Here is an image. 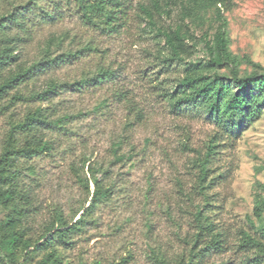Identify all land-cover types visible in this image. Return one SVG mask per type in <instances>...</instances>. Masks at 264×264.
I'll use <instances>...</instances> for the list:
<instances>
[{"label":"rangeland","instance_id":"374dc122","mask_svg":"<svg viewBox=\"0 0 264 264\" xmlns=\"http://www.w3.org/2000/svg\"><path fill=\"white\" fill-rule=\"evenodd\" d=\"M137 1L147 2L132 0L133 5ZM26 2L7 0L0 10L3 5ZM40 3L46 14L25 15L31 34L19 45L18 62L28 66L38 45L62 32L76 36L78 42H90L92 51L38 73L0 99V149L8 130L30 110L47 109L50 121L66 117L60 126L45 130L53 147L49 153L16 163L21 187L30 197L23 221L26 233L39 235L54 211L71 221L87 205L75 169L82 157H89L106 171L109 197L90 209L69 244L58 245L64 262L152 264V251L167 257L188 253L195 233L192 213L202 200L196 189V161L211 146L209 205L204 211L223 242L200 264H264V257L242 240L245 233L264 243V212L260 220L254 216L256 200L264 198V115L237 136L227 137L202 114L176 111L169 105V87L183 68L164 65L162 42L146 30L136 11L115 32L106 34L85 25L71 0ZM231 5L225 14L230 52L264 68V0H232ZM184 23L198 42V51L185 61H200L199 38L204 33L211 37L217 27L213 10ZM16 31L22 36L12 29ZM98 67L108 75L97 86H66L48 100L31 98L49 78L72 83ZM250 70L241 67L243 73ZM118 141L121 147L114 156L112 147ZM5 215L0 210V221Z\"/></svg>","mask_w":264,"mask_h":264},{"label":"trees","instance_id":"16d2710c","mask_svg":"<svg viewBox=\"0 0 264 264\" xmlns=\"http://www.w3.org/2000/svg\"><path fill=\"white\" fill-rule=\"evenodd\" d=\"M6 1L0 0V4ZM71 1L85 25L106 34L115 32L130 12H137L146 30L162 42L165 53H162L161 60L164 65L175 63L183 68L182 75L174 86L169 87L166 95L174 110H194L202 114L227 137L237 136L264 115V68L248 57L233 55L228 48L225 14L231 10L232 0H147L145 3L137 1L136 5L132 0ZM40 2L27 0L24 5H3L0 10V99L7 90L19 87L38 73L76 61L92 51L90 42H78L76 36L70 37L67 32H62L43 40L28 66L18 62L19 45L31 34L25 15L32 11L46 14ZM210 10H213L217 23L216 30L211 37L204 33L199 38L202 43L201 60L186 62L198 51V42L184 21L200 20ZM13 28H17L22 36L17 31L12 32ZM11 65L13 69L8 68ZM243 65L250 67L249 73L241 71ZM107 75L105 68L98 67L93 72L82 73L81 79L72 83L49 78L44 89L32 93L31 98L48 100L66 86H97ZM46 110L38 107L28 111L8 130L0 149V210L6 212L0 221V264H70L64 262L58 245L69 244L70 236L80 231L90 209L109 197V186L104 178L106 171L89 157H82L74 172L87 196V205L71 221H67L62 212L54 211L39 235L32 237L26 233L23 221L30 197L28 191L21 187L16 163L19 159L49 153L53 147L45 130L52 125L60 126L66 119L50 121ZM120 147L119 141L113 145L114 156ZM211 149L209 146L207 153L196 161V189L202 200L194 206L192 213L195 233L189 252L167 257L152 251V264H200L206 253L219 251L222 247L223 235L204 211L209 205L207 190L211 179L208 158L212 155ZM28 170L33 173L32 169ZM263 212L264 198H260L254 206L255 218L260 220ZM250 224L253 225L252 222ZM261 233L264 234V227ZM242 237L247 248L264 257V243L249 234L244 233Z\"/></svg>","mask_w":264,"mask_h":264}]
</instances>
